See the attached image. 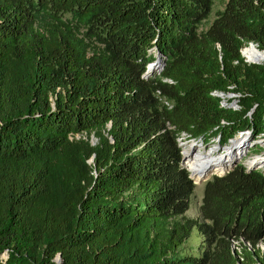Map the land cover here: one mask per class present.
I'll return each mask as SVG.
<instances>
[{
  "label": "trees",
  "instance_id": "16d2710c",
  "mask_svg": "<svg viewBox=\"0 0 264 264\" xmlns=\"http://www.w3.org/2000/svg\"><path fill=\"white\" fill-rule=\"evenodd\" d=\"M213 4L0 0V264H264L260 170L188 215L180 139L264 134V0Z\"/></svg>",
  "mask_w": 264,
  "mask_h": 264
},
{
  "label": "rangeland",
  "instance_id": "374dc122",
  "mask_svg": "<svg viewBox=\"0 0 264 264\" xmlns=\"http://www.w3.org/2000/svg\"><path fill=\"white\" fill-rule=\"evenodd\" d=\"M224 3H225V0H214L213 10H212V14L210 16V20L213 18L215 12L222 10ZM255 49H256V47H255ZM153 52L154 51H152V53ZM154 56H156V54ZM242 57L244 58L243 55H242ZM156 63H157L156 66L159 70L161 68L162 64L159 60ZM149 72H150V70H149ZM233 98H234V96H227L228 102L231 101ZM230 106L232 108H234L235 104L231 103ZM238 135H239V133H237L234 136V138L229 140L228 143L225 145L219 144L218 140L211 141L207 145L206 144L204 145V144H200V143L193 142V141L189 142L185 139H180V141H179L180 153H181V155H183L184 153H188V155H189V156H187L188 160H191L194 157L193 155L195 153H197L199 155H205V156L209 155L210 156V158H209L210 160L205 164L206 167L202 168V169H206V170H201L199 172V174L198 173L196 174V172H193V171L189 170L187 167H184L185 164H183V168L188 172L189 177L193 181L194 186H195L194 192H193L192 198H191L190 209L188 211L189 216L197 217L199 215L198 206H199L200 201H201L202 189H203V186H204L206 181L211 179L213 176L224 175L226 172H228L229 170H231L234 166H236L238 164H241L245 167V169H248L249 166H248L247 162L249 160H251L254 157H264V134L262 136L257 137V138H253V135L250 133V134L242 135V137L235 139ZM77 138H79V136ZM81 138L85 139L86 137L81 136ZM233 140H235V141H233ZM91 141H92V144L95 143V140L93 137H91ZM232 142H233V144L231 145ZM231 146H233V147H231ZM241 151H242V153H241ZM234 152H235V155H233ZM236 156H238V157H236ZM226 157L228 158V160L230 159V161H233L235 159H237V160L235 163L230 164L226 168L225 171H222L221 166H223L224 164H227V162L224 161V159ZM257 169H259L260 171H263L260 168H257ZM192 175H195V176L192 177ZM260 247H263V246L260 245Z\"/></svg>",
  "mask_w": 264,
  "mask_h": 264
},
{
  "label": "bare ground",
  "instance_id": "6f19581e",
  "mask_svg": "<svg viewBox=\"0 0 264 264\" xmlns=\"http://www.w3.org/2000/svg\"><path fill=\"white\" fill-rule=\"evenodd\" d=\"M242 55L244 56V58L250 62H262L264 61V54L261 52H258L254 47L249 46L246 47L242 50ZM235 141V140H234ZM233 147V146H231ZM232 152V151H231ZM242 153V151H241ZM235 155V152L234 154ZM188 153L184 154V162H185V167H187L189 170L196 172V174L201 171V170H206V169H202L203 167L205 168V164L210 160V156L207 155H199L197 153H195L193 156V158L191 160H188L187 158ZM203 156V157H202ZM240 156V155H239ZM238 157V156H236ZM191 158V157H190ZM261 157H254L251 160H249L247 162L248 166H253L254 168H260L264 170V162H262V160L260 159ZM233 160V159H232ZM237 159L230 161V159L228 160V158L226 157L224 159L225 162H227V164H224L222 167V171H225L226 168L236 162ZM195 175H192V177H194ZM199 177V176H198Z\"/></svg>",
  "mask_w": 264,
  "mask_h": 264
},
{
  "label": "water",
  "instance_id": "95a60500",
  "mask_svg": "<svg viewBox=\"0 0 264 264\" xmlns=\"http://www.w3.org/2000/svg\"><path fill=\"white\" fill-rule=\"evenodd\" d=\"M249 46H252V47H254L255 48V46L254 45H252V44H250ZM258 52H261V53H263L264 54V51H259L258 49H256ZM241 55H242V51H241ZM158 60L160 61V58H159V56H157L156 57V60H155V62L153 63V64H150L149 66H148V71L149 70H151L150 68H152V66H156L157 65V63L156 62H158ZM246 61V60H245ZM247 63H251V64H259V63H261V62H250V61H246ZM262 62H264V61H262ZM157 67V66H156ZM228 96H232V95H228ZM227 97V96H226ZM231 107V106H230ZM239 133V135L235 138V139H237V138H239V137H242V135H246V132L244 131V132H238ZM247 134H250V131H248V133ZM234 141V140H233ZM233 144V142L231 143V145ZM183 161H184V159H183ZM252 170H255V168H253V167H249L248 169H247V171L248 172H250V171H252ZM56 261H60L59 260V257H57V259H56Z\"/></svg>",
  "mask_w": 264,
  "mask_h": 264
},
{
  "label": "built area",
  "instance_id": "2783aa9c",
  "mask_svg": "<svg viewBox=\"0 0 264 264\" xmlns=\"http://www.w3.org/2000/svg\"><path fill=\"white\" fill-rule=\"evenodd\" d=\"M246 132V134L248 133V131H245ZM234 138V137H233ZM232 138V139H233ZM231 140V139H230ZM229 141V140H228ZM228 141L226 142V144L228 143ZM192 142V141H191ZM198 143V142H197ZM200 144H202V143H200ZM225 145V144H224ZM199 150V149H198ZM185 154V153H184ZM183 154V155H184ZM183 164H185L184 163V161H182V167H183ZM184 167H185V165H184ZM255 169H257V168H255ZM257 170H259V169H257ZM261 170H263V169H261ZM262 172V174H264V170L263 171H261ZM261 248V250H262V252H264V247H260Z\"/></svg>",
  "mask_w": 264,
  "mask_h": 264
}]
</instances>
